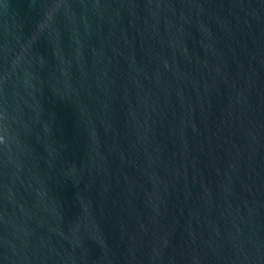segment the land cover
Wrapping results in <instances>:
<instances>
[{
	"label": "water",
	"instance_id": "1",
	"mask_svg": "<svg viewBox=\"0 0 264 264\" xmlns=\"http://www.w3.org/2000/svg\"><path fill=\"white\" fill-rule=\"evenodd\" d=\"M0 264H264V0H0Z\"/></svg>",
	"mask_w": 264,
	"mask_h": 264
}]
</instances>
